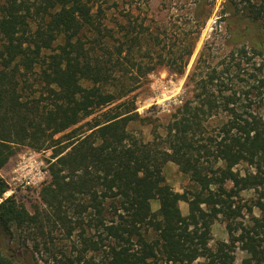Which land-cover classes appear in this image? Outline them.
I'll list each match as a JSON object with an SVG mask.
<instances>
[{
  "label": "trees",
  "instance_id": "1",
  "mask_svg": "<svg viewBox=\"0 0 264 264\" xmlns=\"http://www.w3.org/2000/svg\"><path fill=\"white\" fill-rule=\"evenodd\" d=\"M214 5L192 0L187 29L166 44L129 14L107 27L92 0H0V170L18 146L51 152L33 213L4 197L0 175V243L27 233L24 251L27 240L37 250L48 228L69 249L52 264H235L236 245L248 255L240 264H264V39L252 29L264 30V0H225L227 62L213 63L203 46L185 82L190 97L162 135L144 141L129 130L147 120L130 94L159 69L184 73ZM167 163L188 178L182 193L166 183ZM246 190L258 193L252 206L238 203ZM218 217L228 242L209 246ZM6 248L0 264H22Z\"/></svg>",
  "mask_w": 264,
  "mask_h": 264
},
{
  "label": "rangeland",
  "instance_id": "2",
  "mask_svg": "<svg viewBox=\"0 0 264 264\" xmlns=\"http://www.w3.org/2000/svg\"><path fill=\"white\" fill-rule=\"evenodd\" d=\"M94 3V11L100 6L105 15V23L107 27L116 29L118 24H124L125 15L132 16L137 23L143 24L153 32L166 34V44L175 42L180 32H185L187 27L184 23L188 20L190 3L192 0H92ZM225 0H215V5L209 19L205 22L200 35L195 43L194 51L188 60V64L182 75L168 73L164 69H159L154 73L143 78L135 91L130 94V98L135 103V109H139V117L146 118L143 122H136L129 126V130L134 134L142 137L144 141H151L155 134L162 135L163 128L167 122L169 115L174 108L179 105L180 97L184 100L190 97V88L185 87V82L190 74L192 67L200 53L201 49L206 47L210 52L213 63L227 62V54L231 50L229 46V33L231 29L226 21L218 22L220 18L221 4ZM176 28H179L178 30ZM256 38L264 39V30L252 28ZM264 47V42H263ZM264 117V108L261 111ZM87 119L86 121H89ZM86 121L81 122L78 126L84 125ZM50 150L34 151L27 146H18L14 155L9 159L7 164L0 170L1 177L8 185V191L4 197L14 195L15 199L21 203L29 213H33L40 205L38 197L39 186L48 181L47 162L50 160ZM247 168L244 164L235 166V170L239 173ZM163 176L166 183L177 193H182L189 186L186 176L181 174L178 167L173 163H167L163 167ZM229 185V184H228ZM264 193V188H260L259 192ZM258 193L254 190L242 191L238 197L240 205L252 206L256 201ZM152 211H156L158 204L156 201L151 202ZM181 214L186 216L188 208L185 203H179ZM252 215L261 217L262 214L255 207H252ZM249 219V214L243 209L239 221L245 223ZM46 228L44 237L37 236L40 246L37 250L31 249L32 242L27 240L28 252L24 251L23 239L29 237L27 233L14 234L13 241H2L0 235V246L6 245L7 254H12L22 264H52V254L57 252L59 248H65L66 253L69 252L68 244L60 241L56 231ZM30 233H35V230ZM49 237L54 238L51 240ZM22 236V237H21ZM228 242L227 230L225 223L221 217L214 221L210 228L209 246H214L217 242ZM46 243V245H45ZM248 255L244 250L236 245L233 254V262L240 264ZM204 260L200 259L195 264H203Z\"/></svg>",
  "mask_w": 264,
  "mask_h": 264
},
{
  "label": "built area",
  "instance_id": "3",
  "mask_svg": "<svg viewBox=\"0 0 264 264\" xmlns=\"http://www.w3.org/2000/svg\"><path fill=\"white\" fill-rule=\"evenodd\" d=\"M183 99L180 97L179 99V105L182 103ZM135 112L139 114V109H135Z\"/></svg>",
  "mask_w": 264,
  "mask_h": 264
}]
</instances>
